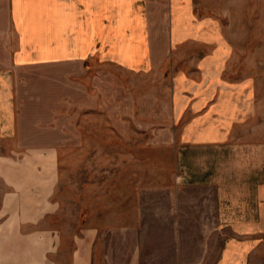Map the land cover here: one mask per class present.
<instances>
[{
  "label": "crops",
  "instance_id": "crops-1",
  "mask_svg": "<svg viewBox=\"0 0 264 264\" xmlns=\"http://www.w3.org/2000/svg\"><path fill=\"white\" fill-rule=\"evenodd\" d=\"M6 1L0 264H246L264 234V164L233 187L223 173L227 132L214 125L237 111L213 101L210 75L220 41L215 19L201 13L198 0ZM93 59L132 75L148 72L155 60L176 63L171 123L185 125L171 135L177 187L150 210L125 212L101 208L96 197L93 208L83 205L79 192L71 226L59 190L62 151L54 128L65 98L55 93L80 82ZM183 235L201 236L189 262L182 257Z\"/></svg>",
  "mask_w": 264,
  "mask_h": 264
},
{
  "label": "rangeland",
  "instance_id": "rangeland-1",
  "mask_svg": "<svg viewBox=\"0 0 264 264\" xmlns=\"http://www.w3.org/2000/svg\"><path fill=\"white\" fill-rule=\"evenodd\" d=\"M198 4L203 15L215 19L220 41V55L210 75L215 84L212 99L230 103L237 111L229 122L217 119L214 125L227 132L230 152L220 162L228 166L223 173L233 187L253 174V167L264 164V0H198ZM4 5L7 8V1L0 0V26ZM174 64L155 60L148 72L132 75L93 59L80 82L58 87L55 97L65 98L63 113L54 114L62 151L58 180L71 226L79 211V192L83 205L93 208L96 197L101 208L117 206L125 212L139 206L150 210L176 191L171 135L185 125L171 123ZM183 66L178 62V68ZM261 236L246 264H264ZM204 238L211 242L208 235ZM181 239L183 261L189 262L201 236Z\"/></svg>",
  "mask_w": 264,
  "mask_h": 264
}]
</instances>
